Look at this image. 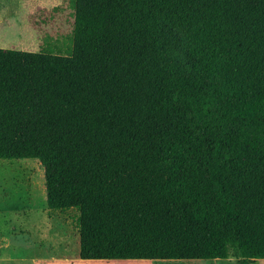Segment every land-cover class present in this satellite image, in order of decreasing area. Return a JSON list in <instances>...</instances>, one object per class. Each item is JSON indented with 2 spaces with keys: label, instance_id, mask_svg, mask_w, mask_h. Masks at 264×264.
Masks as SVG:
<instances>
[{
  "label": "trees",
  "instance_id": "16d2710c",
  "mask_svg": "<svg viewBox=\"0 0 264 264\" xmlns=\"http://www.w3.org/2000/svg\"><path fill=\"white\" fill-rule=\"evenodd\" d=\"M72 7L67 53L0 48V159L82 260L264 259V0Z\"/></svg>",
  "mask_w": 264,
  "mask_h": 264
},
{
  "label": "rangeland",
  "instance_id": "374dc122",
  "mask_svg": "<svg viewBox=\"0 0 264 264\" xmlns=\"http://www.w3.org/2000/svg\"><path fill=\"white\" fill-rule=\"evenodd\" d=\"M73 20L72 0H0V48L67 53ZM77 223V210H48L39 161L0 159V264H91L79 257ZM212 260L159 261L236 264Z\"/></svg>",
  "mask_w": 264,
  "mask_h": 264
},
{
  "label": "crops",
  "instance_id": "0c3cea01",
  "mask_svg": "<svg viewBox=\"0 0 264 264\" xmlns=\"http://www.w3.org/2000/svg\"><path fill=\"white\" fill-rule=\"evenodd\" d=\"M91 264H183V263H179V261L167 262V261L145 260V259H112V260H94Z\"/></svg>",
  "mask_w": 264,
  "mask_h": 264
},
{
  "label": "bare ground",
  "instance_id": "6f19581e",
  "mask_svg": "<svg viewBox=\"0 0 264 264\" xmlns=\"http://www.w3.org/2000/svg\"><path fill=\"white\" fill-rule=\"evenodd\" d=\"M196 260V259H195ZM194 261V260H193ZM204 261V260H203ZM207 261V260H206ZM211 261H213V260H211Z\"/></svg>",
  "mask_w": 264,
  "mask_h": 264
}]
</instances>
